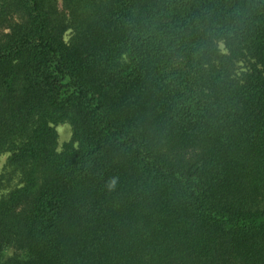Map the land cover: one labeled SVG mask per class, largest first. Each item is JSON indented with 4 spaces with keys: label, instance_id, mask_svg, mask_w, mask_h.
Returning <instances> with one entry per match:
<instances>
[{
    "label": "trees",
    "instance_id": "16d2710c",
    "mask_svg": "<svg viewBox=\"0 0 264 264\" xmlns=\"http://www.w3.org/2000/svg\"><path fill=\"white\" fill-rule=\"evenodd\" d=\"M0 264H264V0H0Z\"/></svg>",
    "mask_w": 264,
    "mask_h": 264
},
{
    "label": "rangeland",
    "instance_id": "374dc122",
    "mask_svg": "<svg viewBox=\"0 0 264 264\" xmlns=\"http://www.w3.org/2000/svg\"><path fill=\"white\" fill-rule=\"evenodd\" d=\"M55 130L58 136V148H61L64 143H67L71 139V129L66 124H60ZM13 253L14 250L12 248H7L4 250L3 258L9 257Z\"/></svg>",
    "mask_w": 264,
    "mask_h": 264
}]
</instances>
